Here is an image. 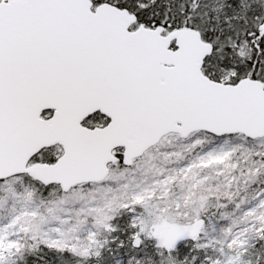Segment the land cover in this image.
<instances>
[{"label":"snow or ice","instance_id":"obj_1","mask_svg":"<svg viewBox=\"0 0 264 264\" xmlns=\"http://www.w3.org/2000/svg\"><path fill=\"white\" fill-rule=\"evenodd\" d=\"M0 264H264V0H0Z\"/></svg>","mask_w":264,"mask_h":264}]
</instances>
